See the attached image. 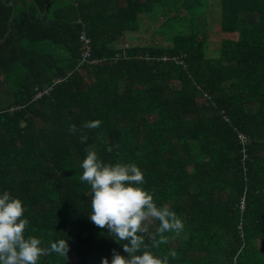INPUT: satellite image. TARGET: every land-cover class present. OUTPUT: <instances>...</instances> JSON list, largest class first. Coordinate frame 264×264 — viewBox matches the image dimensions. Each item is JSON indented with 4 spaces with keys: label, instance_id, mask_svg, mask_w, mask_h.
<instances>
[{
    "label": "trees",
    "instance_id": "1",
    "mask_svg": "<svg viewBox=\"0 0 264 264\" xmlns=\"http://www.w3.org/2000/svg\"><path fill=\"white\" fill-rule=\"evenodd\" d=\"M169 2L0 0V194L22 201L25 237L70 249L37 264L127 256V241L89 218V147L105 163H135L138 186L182 220L158 247L138 233L155 256L264 264V0H184L181 24L166 23L176 33L124 46ZM159 224L144 226L155 234Z\"/></svg>",
    "mask_w": 264,
    "mask_h": 264
},
{
    "label": "clouds",
    "instance_id": "2",
    "mask_svg": "<svg viewBox=\"0 0 264 264\" xmlns=\"http://www.w3.org/2000/svg\"><path fill=\"white\" fill-rule=\"evenodd\" d=\"M100 124V120H94L86 122L83 127L93 129ZM69 131L74 134L76 125H70ZM87 139V135L80 137L81 143ZM112 150V147L107 149L108 152ZM86 152L81 164L83 174L80 180L88 183L92 190L89 218L98 228H107L108 234L116 241H127L122 245L127 256L113 249L111 262L104 257L101 264H169V256L175 258L176 252L171 251L163 258L157 257L147 250L144 235L138 233H146L152 240V247H158L167 240L164 233L179 235L183 231L182 220L167 206L157 207L153 195L138 186L144 183V176L135 163H105L99 159L93 147L87 148ZM24 212L19 198L12 197L8 191L0 194V264H37L40 256L50 253L67 260L70 250L67 240L58 239L45 248L41 247L40 239L31 235L25 237L29 220L23 218ZM152 218L160 222L155 234L148 233L144 226ZM141 251L142 254H136Z\"/></svg>",
    "mask_w": 264,
    "mask_h": 264
},
{
    "label": "rangeland",
    "instance_id": "3",
    "mask_svg": "<svg viewBox=\"0 0 264 264\" xmlns=\"http://www.w3.org/2000/svg\"><path fill=\"white\" fill-rule=\"evenodd\" d=\"M184 0H170L169 5H163L160 11L152 17H142L139 20V29L134 34H129L124 39V46L130 45H143L155 43L158 40L162 39V33L174 34L177 32L176 29L169 30L166 26L167 22L175 21V18L183 16L185 11L182 9L181 3ZM176 25L181 24L179 21H175ZM180 30L185 33L186 28L179 26ZM212 32V40L216 39L215 37L219 35ZM217 43H211L210 48H215ZM55 51V50H54Z\"/></svg>",
    "mask_w": 264,
    "mask_h": 264
},
{
    "label": "built area",
    "instance_id": "4",
    "mask_svg": "<svg viewBox=\"0 0 264 264\" xmlns=\"http://www.w3.org/2000/svg\"><path fill=\"white\" fill-rule=\"evenodd\" d=\"M81 40L84 42L85 45H87V44L89 43V41L86 40V39H84V38H81ZM88 51H89V49H88ZM83 54H84L85 56H88V53H86V52H84Z\"/></svg>",
    "mask_w": 264,
    "mask_h": 264
},
{
    "label": "crops",
    "instance_id": "5",
    "mask_svg": "<svg viewBox=\"0 0 264 264\" xmlns=\"http://www.w3.org/2000/svg\"><path fill=\"white\" fill-rule=\"evenodd\" d=\"M42 49V47L41 48H38V50H41Z\"/></svg>",
    "mask_w": 264,
    "mask_h": 264
}]
</instances>
